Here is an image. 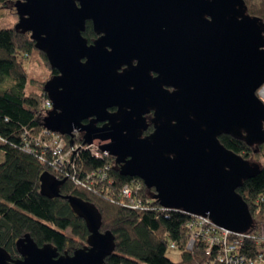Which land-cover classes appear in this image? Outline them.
Here are the masks:
<instances>
[{
	"label": "water",
	"instance_id": "95a60500",
	"mask_svg": "<svg viewBox=\"0 0 264 264\" xmlns=\"http://www.w3.org/2000/svg\"><path fill=\"white\" fill-rule=\"evenodd\" d=\"M12 8L14 29L29 33L58 72L42 87L52 104L42 121L47 131L70 142L83 133L82 145L113 157L119 175L140 180L162 209L238 234L252 230L236 190L257 166L218 139L264 144L256 94L264 84V24L243 0H17ZM86 22L98 36L90 45L82 37ZM149 111L154 129L142 137ZM38 180L41 196H59L63 180L48 172ZM64 200L85 223V246L59 254L26 234L15 242L19 258L0 247V264H104L115 241L100 231L98 209Z\"/></svg>",
	"mask_w": 264,
	"mask_h": 264
},
{
	"label": "trees",
	"instance_id": "16d2710c",
	"mask_svg": "<svg viewBox=\"0 0 264 264\" xmlns=\"http://www.w3.org/2000/svg\"><path fill=\"white\" fill-rule=\"evenodd\" d=\"M16 1L0 0V9L7 8L15 16L12 6ZM243 1L247 14L260 18L264 24V0ZM85 26L82 35L91 43L95 36L90 24ZM33 51L44 60L50 71L49 78L56 75L57 71L49 68L44 54L34 49L29 33L14 28L0 30V149L3 155L0 162V247L12 259L19 258L15 242L26 234L38 246L51 244L59 254L69 255L85 246L89 235L85 223L74 215L64 200L73 196L94 205L101 215L100 231L110 232L114 237L113 254L104 259V264H206L205 248L200 242L191 251L186 248L187 224L191 216L178 210L162 209L152 199V190L148 191L140 180L119 175L110 155L96 159L87 150H77L63 169L49 165V152L33 144L37 138L40 142L49 141V136L43 134L42 124L48 111L42 104L46 98L42 90L44 84H38V92L25 91L27 59ZM62 138L65 150L70 149V143L82 145V138L77 135L71 142L68 136ZM218 139L225 149L257 166L258 172L245 180L236 192L246 203L253 224L252 230L245 234L259 239L264 232L262 146L250 148L227 135ZM26 145L33 147L31 153ZM105 165L109 166V181H99L97 177L87 180L88 173H97ZM44 172L64 181L56 199L39 193L38 178ZM131 183L141 186L138 194L143 204L141 209L128 208L125 198L119 195L120 186ZM240 246L239 253L246 259H253L257 254L264 256L260 251L263 245L252 239L244 240ZM169 249L179 250L181 260L178 263L166 256Z\"/></svg>",
	"mask_w": 264,
	"mask_h": 264
},
{
	"label": "built area",
	"instance_id": "2783aa9c",
	"mask_svg": "<svg viewBox=\"0 0 264 264\" xmlns=\"http://www.w3.org/2000/svg\"><path fill=\"white\" fill-rule=\"evenodd\" d=\"M259 101L264 104V84L256 92ZM45 110H50L52 104L47 98L42 102ZM44 135L49 136L48 142H40L39 138L34 141V145L45 148V151L50 154L49 165L52 168H62L65 163L69 164L72 153L77 150L88 151L96 159H105L108 155L105 152L99 151L98 146L94 145H78L76 144L70 149L65 150V141L60 135L52 134L46 129L43 131ZM26 150L31 153L33 147L25 146ZM43 157V156H42ZM41 161L44 160L40 159ZM109 166L105 165L97 173L91 172L86 175L87 180L97 177L99 181L108 180ZM109 181V180H108ZM79 183V181H77ZM76 183V184H77ZM119 195L126 200L125 206L128 208L141 209L143 204L138 194L141 191V186L138 183H131L130 185L124 184L120 186ZM190 222L187 224L189 228L188 243L186 245L187 250H193V247L197 243H201L205 248V257L207 258L206 264H264V256L257 254L253 259H246L244 255L239 253L241 244L244 240H254L256 244L263 245L260 251L264 252V234L256 239L253 235H247L245 233L238 234L230 232L223 228H218L213 225L211 220L203 216H191Z\"/></svg>",
	"mask_w": 264,
	"mask_h": 264
},
{
	"label": "rangeland",
	"instance_id": "374dc122",
	"mask_svg": "<svg viewBox=\"0 0 264 264\" xmlns=\"http://www.w3.org/2000/svg\"><path fill=\"white\" fill-rule=\"evenodd\" d=\"M18 21L17 16L12 15L10 10L7 8L0 9V30H5L14 28L16 22ZM27 85L25 91L28 93L29 91L38 92L40 83L45 84L50 78V71L48 67L45 65L44 60L33 51L27 59ZM1 86V85H0ZM262 151L264 152V144L261 145ZM3 155L0 149V162L2 161ZM67 232V231H66ZM69 233V232H68ZM264 234V232H263ZM169 260L173 263H178L180 259L179 250L169 249L167 255Z\"/></svg>",
	"mask_w": 264,
	"mask_h": 264
},
{
	"label": "flooded vegetation",
	"instance_id": "af4514ba",
	"mask_svg": "<svg viewBox=\"0 0 264 264\" xmlns=\"http://www.w3.org/2000/svg\"><path fill=\"white\" fill-rule=\"evenodd\" d=\"M86 23H89L90 26H91V23H90V22H86ZM86 23H85V24H86ZM85 27H86V26H85ZM91 28H92V31H93V27H92V26H91ZM84 31H85V30H84ZM84 31L82 32V34L84 33ZM93 35H94L95 37L92 39V42H93L95 39L98 38V36L94 33V31H93ZM82 37H83V35H82ZM84 38H85V37H84ZM85 40H86V38H85ZM86 42H87V40H86ZM92 42H91V43H88V42H87V44L90 45V44H92ZM135 64H136V63L133 62V65H135ZM124 69H126V67H122V68L120 69L119 72L123 71ZM57 74H58V72H57ZM57 74H56V75H57ZM149 75H150V77H152V78H156V75H155L154 73H152V72H150ZM168 90L170 91L171 89H168ZM107 111H109V113H111V114H115V113L117 112L116 109H114V108H110V109H108ZM152 118H153V111H149V113L142 115V121H144V129H141V130H140V132H141V136H142V137L150 136V134L153 132L154 127H153V120H152ZM90 120H91V118H89V119H85V120L82 121L81 123H83L84 125H85V124H89ZM107 124H108V123H106V122H98V123H96L95 126H97V127H103V126H105V125H107ZM75 135H77V136H79V137H81V138H83V136H84L83 133H80V132H78V131H75L74 136H75Z\"/></svg>",
	"mask_w": 264,
	"mask_h": 264
}]
</instances>
